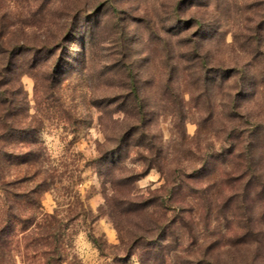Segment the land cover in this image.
<instances>
[{
    "label": "rangeland",
    "instance_id": "obj_1",
    "mask_svg": "<svg viewBox=\"0 0 264 264\" xmlns=\"http://www.w3.org/2000/svg\"><path fill=\"white\" fill-rule=\"evenodd\" d=\"M0 81V264H264V0H0Z\"/></svg>",
    "mask_w": 264,
    "mask_h": 264
},
{
    "label": "trees",
    "instance_id": "obj_2",
    "mask_svg": "<svg viewBox=\"0 0 264 264\" xmlns=\"http://www.w3.org/2000/svg\"><path fill=\"white\" fill-rule=\"evenodd\" d=\"M14 60V59H13ZM1 82V81H0ZM2 84L0 83V86H1ZM4 98H5V94L1 91V88H0V106L1 107H3L4 109H6L5 107H6V100H4ZM137 99H138V97H136ZM138 103H140V100L138 99ZM2 123H4V125H5V127H7V124H6V122H5V119H4V122H2Z\"/></svg>",
    "mask_w": 264,
    "mask_h": 264
}]
</instances>
